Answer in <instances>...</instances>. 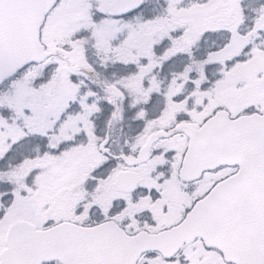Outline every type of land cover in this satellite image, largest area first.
Masks as SVG:
<instances>
[{
  "label": "snow or ice",
  "instance_id": "1",
  "mask_svg": "<svg viewBox=\"0 0 264 264\" xmlns=\"http://www.w3.org/2000/svg\"><path fill=\"white\" fill-rule=\"evenodd\" d=\"M0 264H264V0H0Z\"/></svg>",
  "mask_w": 264,
  "mask_h": 264
}]
</instances>
